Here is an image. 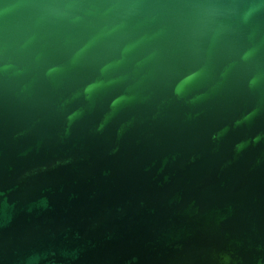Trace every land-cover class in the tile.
Segmentation results:
<instances>
[{
  "label": "water",
  "instance_id": "obj_1",
  "mask_svg": "<svg viewBox=\"0 0 264 264\" xmlns=\"http://www.w3.org/2000/svg\"><path fill=\"white\" fill-rule=\"evenodd\" d=\"M0 264H264V0H0Z\"/></svg>",
  "mask_w": 264,
  "mask_h": 264
}]
</instances>
